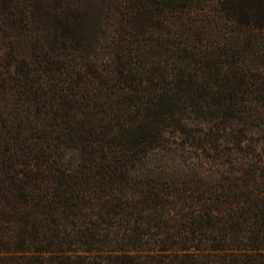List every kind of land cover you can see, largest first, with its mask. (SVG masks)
I'll return each instance as SVG.
<instances>
[{
    "label": "trees",
    "instance_id": "16d2710c",
    "mask_svg": "<svg viewBox=\"0 0 264 264\" xmlns=\"http://www.w3.org/2000/svg\"><path fill=\"white\" fill-rule=\"evenodd\" d=\"M0 50V264H264L263 158L152 160L264 102V0H0Z\"/></svg>",
    "mask_w": 264,
    "mask_h": 264
},
{
    "label": "rangeland",
    "instance_id": "374dc122",
    "mask_svg": "<svg viewBox=\"0 0 264 264\" xmlns=\"http://www.w3.org/2000/svg\"><path fill=\"white\" fill-rule=\"evenodd\" d=\"M22 47L24 52L29 50L27 40L23 41ZM2 54L3 51L0 50V55ZM259 61L264 63L261 56ZM244 89L245 91L239 92L240 97L248 95L258 97L264 90V84L261 80H253L246 82ZM211 114L187 110L182 115L181 124L178 125L180 130H182L180 126L186 128L178 133L179 136L170 137V140L164 143V149L156 150L153 162L157 159L159 161L168 159L174 165L184 161L204 162L207 166H213L206 170L207 174L221 176L222 171L217 172L216 166L229 159L235 161L264 159V102H249L235 116ZM67 156L74 164L81 160L79 153L75 151L68 152Z\"/></svg>",
    "mask_w": 264,
    "mask_h": 264
}]
</instances>
